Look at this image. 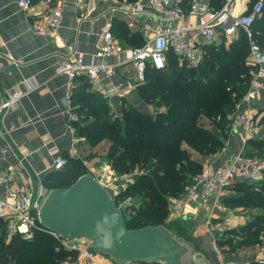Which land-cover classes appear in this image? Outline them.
I'll return each mask as SVG.
<instances>
[{
	"label": "trees",
	"instance_id": "1",
	"mask_svg": "<svg viewBox=\"0 0 264 264\" xmlns=\"http://www.w3.org/2000/svg\"><path fill=\"white\" fill-rule=\"evenodd\" d=\"M214 1L215 5H210L218 9L224 0ZM256 1H249L250 8ZM191 2L183 0L182 6L188 9ZM122 25L125 28L124 22ZM253 32L264 47V7L253 24ZM130 35L133 45L145 41L139 31ZM248 57L249 40L244 33L229 44L223 38L219 43L206 45L203 62L192 69L180 65L178 57L169 51L166 66L148 67L146 82L138 87L142 100L155 103V113L127 105L121 108V115L111 116L107 100L90 91L85 76L78 78L84 87L73 94V103L79 105L76 111L80 120L74 124L77 133L92 146L108 139L104 158L116 172L140 169L122 193L138 203L131 207L128 227L169 223L160 213L167 197L183 195L202 172L204 159L222 150L229 135L227 115L236 109L250 85ZM244 151L249 156H256L255 151L264 155V138L249 137ZM86 171L78 157L66 154L65 166L48 173L43 183L49 189L68 186ZM235 187V195L224 197L226 205L264 207V183L239 181ZM181 223L182 230L191 235L190 224ZM235 234L240 237L237 243L232 242ZM261 234L264 236V212L221 235L217 245L223 254L233 253L244 244L253 249L261 242L264 244ZM57 247L56 239L43 230H36L32 239L17 233L7 241L6 229L0 227V264H57L66 255ZM252 264L260 263L254 259Z\"/></svg>",
	"mask_w": 264,
	"mask_h": 264
},
{
	"label": "built area",
	"instance_id": "2",
	"mask_svg": "<svg viewBox=\"0 0 264 264\" xmlns=\"http://www.w3.org/2000/svg\"><path fill=\"white\" fill-rule=\"evenodd\" d=\"M39 1L49 12H43L37 23L36 30L40 35L56 33L62 23L63 8L66 0H16L21 9H30ZM147 0L127 1L122 3V10L127 14L146 13L151 9L161 10L164 17L177 20L176 24H159L154 27L153 35L141 45L125 46L114 33V21L107 18L99 33L96 50L90 61H86L84 54L79 51L75 43L66 44L64 59L55 68L57 75L67 77V108L66 113L70 121L75 124L80 120L73 103V90L80 76H85L93 91L108 97L110 100L122 99L126 94L146 82L148 67L160 69L167 64V55L172 51L188 69L198 67L205 57V46L216 42L219 38L226 39V44L237 40L244 33L249 40V57L246 64L249 66L251 81L242 101L261 100L264 93V47L254 38L253 24L263 11V0L256 1L250 8V0H224L218 9L212 8L203 0H192L190 7L182 6L183 0ZM83 5L84 0H77ZM189 16L196 17V22H186ZM180 21V22H179ZM123 55V59L115 63L108 59ZM132 63L135 69L133 80L125 85L120 83H105L115 76L118 65ZM3 98L0 101V121L7 109L15 107L23 97L24 92L14 89L0 90ZM115 107V104L112 103ZM239 104H237L238 106ZM118 112V111H117ZM116 112V114H117ZM118 115V114H117ZM234 118L235 126L241 131L244 145L249 137H257L260 128L255 115L249 110L236 109L230 113ZM234 128L231 129L233 133ZM86 141L83 135L78 136L71 146L72 155L78 157L85 168L93 172L96 178L107 187H110L117 198V202L126 211L133 212L132 196H122L129 185V173H118L105 162L96 167L82 155L77 142ZM51 153H58V149L51 147ZM66 164V157L58 153L54 160L53 170H59ZM14 175L10 171H0V185L4 194L0 196V227L6 229L7 241L14 234H21L25 239H32L36 230H43L53 236L58 242L57 249L63 250L66 255L57 264H115L108 257L100 254L91 244L73 242L60 237L56 232L45 229L39 220V209L47 191L35 189L31 177L20 186L14 184ZM239 181L260 184L264 182V161L256 156L245 154L244 147L238 151L228 164L214 165L208 163L201 173L194 177V181L187 187L181 196L169 195L172 221L183 215H196L206 209L204 232L214 237L218 264H239L224 260V254L217 246V236L243 224L246 216L240 214L237 208L226 205L224 197L229 195ZM212 200V205L209 201ZM191 234H198L195 229ZM215 234L217 236H215ZM264 264V252L256 259ZM139 264V263H127Z\"/></svg>",
	"mask_w": 264,
	"mask_h": 264
},
{
	"label": "crops",
	"instance_id": "3",
	"mask_svg": "<svg viewBox=\"0 0 264 264\" xmlns=\"http://www.w3.org/2000/svg\"><path fill=\"white\" fill-rule=\"evenodd\" d=\"M123 1L84 0L83 5H79L77 0H66L58 31L44 36L37 32L36 27L42 13L49 12V9L39 1H36L30 9H21L17 6L16 0H0V90L14 89L24 92L15 107L4 112L0 121V171H10L14 175L13 182L17 187L31 177L37 191L40 189L48 191L49 188L45 186L43 179L53 171L56 155L58 153H62L65 157L66 154L72 155L71 146L80 136L66 113L67 77L57 75L55 72L56 66L65 57L66 44L75 43L77 49L84 54L85 60L90 61L107 18L113 19L114 33L125 46H133L130 34L135 31H139L146 40L153 35L156 25L178 22L166 19L161 10L154 8L146 13L134 15L124 13L121 8ZM203 1L215 5V1L212 0ZM149 2L150 0H147L146 4ZM196 20V17L189 16L186 22L195 23ZM121 22H124L125 28ZM123 58V55H120L108 60L115 63ZM179 64L181 65L180 59ZM134 76L135 69L132 63H125L116 67L112 80L105 78L104 81L125 85L128 80H133ZM80 84L81 82L77 81L73 94L83 90L84 86ZM90 91H93L91 87ZM102 96L107 100L112 112H117L127 105L141 110L145 107L138 87L129 91L122 99L110 100ZM2 98L3 94L0 93V101ZM263 101L264 93L261 100L241 101L237 110H249L255 114L257 107ZM76 107L79 105L77 104ZM77 143L80 153L89 160L101 159L106 162L103 151L97 154L94 151L97 150L95 146L85 141ZM225 143L220 153L208 157L211 164H228L245 146L240 133L229 134ZM51 147L57 148L58 153H51ZM3 194V186L0 185V196ZM212 203L213 201L210 200L209 205ZM207 211L203 209L196 215H183L178 221L190 224L192 227L189 228L190 232L198 230V234L194 235L197 243L219 263L213 244L214 237L212 239L210 234L204 232ZM242 221L243 224L246 222V220ZM212 244L214 248L211 247ZM258 254L256 249H252L248 256L224 254V260L252 264Z\"/></svg>",
	"mask_w": 264,
	"mask_h": 264
},
{
	"label": "water",
	"instance_id": "4",
	"mask_svg": "<svg viewBox=\"0 0 264 264\" xmlns=\"http://www.w3.org/2000/svg\"><path fill=\"white\" fill-rule=\"evenodd\" d=\"M125 211L114 191L87 170L72 184L47 191L39 220L70 243L91 244L115 264H218L180 221L131 228Z\"/></svg>",
	"mask_w": 264,
	"mask_h": 264
},
{
	"label": "rangeland",
	"instance_id": "5",
	"mask_svg": "<svg viewBox=\"0 0 264 264\" xmlns=\"http://www.w3.org/2000/svg\"><path fill=\"white\" fill-rule=\"evenodd\" d=\"M222 39L223 38H219L216 41L219 43ZM143 103H144V106L145 107L142 109V111H148V112H152V113H155L156 112V107H155L156 105H155V103L145 102L144 100H143ZM259 104L260 103H257V105H259ZM161 107H162V109H164V106H161ZM157 108H160V107L157 106ZM111 111H112V109H111ZM121 113H122L121 110L118 109L117 114L118 115H121ZM254 113H255L254 115H255L257 124H258V126L260 128V132H259V135L258 136L264 138V123H262V118L264 116V101H263L262 104L259 105V107H257V110ZM117 114H116V112H112L111 116H114V115L116 116ZM228 118H229V116H228ZM228 125H229V127H228V132L229 133L228 134H231L230 131H231L232 128H234V130H235V131H233V133H235L237 135L239 133H241V131L238 129V127L235 126L234 118H231V119L229 118V124ZM226 140H225V142H226ZM105 143L106 144L109 143V140L108 139H104V140H101V141L96 142L95 144H93V146L96 147L95 149H97V150H94V151L97 154L98 153L101 154L102 151H103V153H106L107 147H106V144ZM225 145H226V143H225ZM225 145H224V147H225ZM224 147L222 148V150L224 149ZM221 151H219L218 153H220ZM255 154H256V157H258L259 159H261V160L264 161V155H262L261 151H255ZM90 160L93 161L92 164H94L96 167H99V166H102L103 164H105V162L102 161L101 159H99V160L90 159ZM210 162L211 161H209L208 158L207 159H204V166L206 164L210 163ZM138 174H140V169L138 167H137V169L135 171L130 172V174H129V178L130 179L128 181L129 184H131L132 182H134L135 176L138 175ZM262 183H264V182H262ZM236 193H237V189L235 187L234 190L230 193V195L231 194L232 195L233 194L235 195ZM133 203L134 204L137 203L136 200H134ZM237 211L240 214H242L243 216L245 215L246 216V219L245 220L248 221V220L254 218L256 215H258L260 213H263L264 212V207L263 208H248V207L247 208H244V207H238L237 208ZM160 213H161V216L163 217V219L166 220V222H172V221H170L171 209H170V204H169L168 200L165 201L162 204V207L160 209ZM131 214H133V213L130 212V211H128V212L125 211V216L126 217L130 216ZM190 227H191V225H190ZM215 236H217V235L215 234ZM218 238H220V236H217L216 239H218ZM263 238H264V236H263V234H261L260 239H263ZM212 239H213V237H212ZM239 240H240V237L238 235H236V234L232 238V242L233 243H237ZM246 245L247 244H244L242 247L237 248L233 253L230 252V254H227V255L238 256V257H241L242 255L248 256L250 250H252V249H251V247H247ZM214 246H213V244L211 245V247H213V248H214ZM253 249H256V253H259L258 255H260L261 253L264 252V244H262V242H261V243L255 245V248H253ZM216 258H217V256H216Z\"/></svg>",
	"mask_w": 264,
	"mask_h": 264
}]
</instances>
